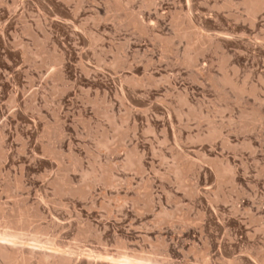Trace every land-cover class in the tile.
I'll return each instance as SVG.
<instances>
[{"label": "rangeland", "instance_id": "obj_1", "mask_svg": "<svg viewBox=\"0 0 264 264\" xmlns=\"http://www.w3.org/2000/svg\"><path fill=\"white\" fill-rule=\"evenodd\" d=\"M239 2L0 0V264H264Z\"/></svg>", "mask_w": 264, "mask_h": 264}, {"label": "bare ground", "instance_id": "obj_2", "mask_svg": "<svg viewBox=\"0 0 264 264\" xmlns=\"http://www.w3.org/2000/svg\"><path fill=\"white\" fill-rule=\"evenodd\" d=\"M239 3L241 7H243L242 10H244V12L246 13L245 15L246 18L248 17L250 21H253L255 18H257L256 15L258 13H262L261 11L264 10V0H241V2ZM229 171H230V168L223 169V172L229 173ZM3 256H4V260L2 264H9L10 258L5 256V254H3Z\"/></svg>", "mask_w": 264, "mask_h": 264}]
</instances>
